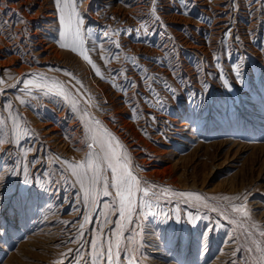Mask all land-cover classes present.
<instances>
[{"label": "rangeland", "instance_id": "obj_1", "mask_svg": "<svg viewBox=\"0 0 264 264\" xmlns=\"http://www.w3.org/2000/svg\"><path fill=\"white\" fill-rule=\"evenodd\" d=\"M76 12L73 40L56 0H0V264H86L108 240L119 264L224 251L264 264V0H77ZM100 139L152 201L119 235L115 189L87 207L64 162Z\"/></svg>", "mask_w": 264, "mask_h": 264}, {"label": "snow or ice", "instance_id": "obj_2", "mask_svg": "<svg viewBox=\"0 0 264 264\" xmlns=\"http://www.w3.org/2000/svg\"><path fill=\"white\" fill-rule=\"evenodd\" d=\"M153 3H155V0H153ZM56 4L60 11L61 23L64 25L67 34L72 37L73 40L79 39L81 37V21L79 19V14L76 12L77 0H56ZM66 8L70 10L67 15L65 14ZM74 16L77 17L75 25L72 22ZM157 19L159 18L157 17ZM127 31L130 34L135 30ZM116 34L119 33H114V35ZM116 47L119 49L120 45L116 43ZM72 51H75V48H73ZM116 55H118V53H113L111 57H108L106 59H115ZM84 59L87 60L88 57L85 56ZM92 66L93 68H95V65ZM235 74L237 79L239 80V70H236ZM34 76L35 74H32V76L24 78L25 88L28 87ZM39 79L43 80L45 78L39 77ZM169 91H171V89H169ZM118 146L119 145L113 146L110 141L100 139L95 142V145H88V148L90 149L89 157L85 161H82L79 164H72L69 161H64L77 176L80 187L82 189L83 202L87 207L91 208V206L97 202L95 199L97 187L100 188L104 196H108L110 194V188L115 189L118 200H116V202L113 204V210L118 211L119 213L118 226L115 233L116 235H119L121 232L119 223L125 225L134 223V214H139L136 212L137 207L141 209L147 207L149 210L152 207V201L151 198H149V192L146 189H142L140 187L141 182L131 173V171H129L126 156L122 157L116 150V147ZM96 147L99 148V152H96ZM93 156H95V163L91 164L90 161ZM77 169H80V171H77ZM109 171L111 174V180L107 178ZM137 192L141 193L138 203L136 198ZM176 195L196 197L197 199L200 198V195L197 193H176ZM152 196L155 197L156 194L153 193ZM225 199L228 198L225 197ZM234 211L241 213L245 217L248 216V212L242 205L236 206L234 208ZM83 219L85 223H88L87 216H85ZM191 219L194 221L195 217H192ZM102 223L107 224L108 218L105 217ZM261 235H264V232H262ZM104 243L106 247L97 245L95 242H92L90 244L89 256L91 259L90 261L86 262V264H100L101 260H103L104 264H119V256L121 251L119 244H116L114 246L111 240L105 241ZM114 247L116 249L115 251ZM93 252H95L96 254L93 255Z\"/></svg>", "mask_w": 264, "mask_h": 264}, {"label": "bare ground", "instance_id": "obj_3", "mask_svg": "<svg viewBox=\"0 0 264 264\" xmlns=\"http://www.w3.org/2000/svg\"><path fill=\"white\" fill-rule=\"evenodd\" d=\"M25 1V0H24ZM33 1V0H32ZM30 2V1H29ZM7 3V2H6ZM36 3V2H35ZM41 3V2H40ZM145 4V3H144ZM27 5V4H26ZM9 6V5H8ZM11 7V6H10ZM15 7V6H14ZM17 7V6H16ZM136 7V6H135ZM13 8V7H12ZM16 10V9H15ZM14 11V10H13ZM20 11V10H19ZM136 13V12H135ZM2 15V14H1ZM49 16H51V15H49ZM53 17V16H52ZM11 18V17H10ZM145 24V23H144ZM164 24V23H163ZM147 26H149V25H147ZM149 27H151V26H149ZM165 29V28H164ZM139 30H140V28H139ZM19 31V30H18ZM3 33V32H2ZM23 33V32H22ZM167 33V32H166ZM16 34V33H15ZM8 35V34H7ZM165 35V34H164ZM182 41V40H181ZM184 42V41H183ZM232 43V42H231ZM218 46V45H217ZM36 47V46H35ZM54 47V46H53ZM12 49V48H11ZM28 51V50H27ZM148 64V63H147ZM117 70V69H116ZM112 102V101H111ZM146 106V105H145ZM118 112V111H117ZM121 114V113H120ZM168 118V117H167ZM44 126V125H43ZM42 126V127H43ZM81 127V126H80ZM60 129V128H59ZM58 129V130H59ZM129 129V128H128ZM57 130V128H50V130H49V133L50 134H53V133H55V131ZM57 130V131H58ZM48 131V130H47ZM54 135V134H53ZM77 135V134H76ZM129 137V136H128ZM140 140V139H139ZM148 162V161H147ZM149 169V168H148ZM155 174V173H154ZM157 174H158V172H157ZM160 174V173H159ZM56 185V184H55ZM75 217V216H74ZM52 220V219H51ZM52 241V240H51ZM55 241V240H54ZM56 242V241H55ZM54 243V242H53ZM54 245V244H53ZM49 246V245H48ZM226 255H227V253H226V251H224V252H222V254H221V259H218L215 263H213V264H226V261H227V259H226ZM152 264H167L166 262H158V261H152L151 262Z\"/></svg>", "mask_w": 264, "mask_h": 264}]
</instances>
